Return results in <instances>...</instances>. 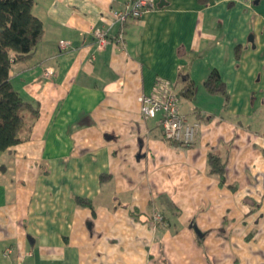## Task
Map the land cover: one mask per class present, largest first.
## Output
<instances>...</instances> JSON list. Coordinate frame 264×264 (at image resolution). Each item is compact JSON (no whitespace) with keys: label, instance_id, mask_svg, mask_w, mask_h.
Returning a JSON list of instances; mask_svg holds the SVG:
<instances>
[{"label":"crops","instance_id":"0c3cea01","mask_svg":"<svg viewBox=\"0 0 264 264\" xmlns=\"http://www.w3.org/2000/svg\"><path fill=\"white\" fill-rule=\"evenodd\" d=\"M123 3L34 0L44 35L10 75L39 115L0 152V264H264V0H155L115 43ZM162 83L191 146L142 118Z\"/></svg>","mask_w":264,"mask_h":264},{"label":"trees","instance_id":"16d2710c","mask_svg":"<svg viewBox=\"0 0 264 264\" xmlns=\"http://www.w3.org/2000/svg\"><path fill=\"white\" fill-rule=\"evenodd\" d=\"M33 7L34 0H0V152L24 142L22 133L29 123L27 113L31 121L39 115L38 109L16 91L10 75L13 64L32 59L43 38L44 25ZM204 86L209 93L221 94L229 101L227 86L217 70L209 73ZM211 163L213 172L223 182L224 166L213 157Z\"/></svg>","mask_w":264,"mask_h":264},{"label":"built area","instance_id":"2783aa9c","mask_svg":"<svg viewBox=\"0 0 264 264\" xmlns=\"http://www.w3.org/2000/svg\"><path fill=\"white\" fill-rule=\"evenodd\" d=\"M155 7V0H124L122 10H112L110 14L113 22L120 25V32L114 42L122 43L124 41L123 28L130 20L141 18L155 10ZM108 33L109 29L98 28L94 31L95 45L98 51L112 41ZM59 46L61 50H66L70 47V44L66 41H60ZM51 74L52 70L48 68L45 75L49 77ZM139 102L144 120L153 119L160 115V124L166 140L183 146H191L194 143L199 124L189 122L181 114L180 100L172 87L165 83L159 84L153 95L140 96ZM152 219L154 223L163 222V217L159 213H155ZM10 252L9 248L5 251L6 254Z\"/></svg>","mask_w":264,"mask_h":264},{"label":"rangeland","instance_id":"374dc122","mask_svg":"<svg viewBox=\"0 0 264 264\" xmlns=\"http://www.w3.org/2000/svg\"><path fill=\"white\" fill-rule=\"evenodd\" d=\"M248 40H251V35L248 37ZM258 217H260V215H258ZM258 217L255 219V221L258 219ZM262 218V216H261Z\"/></svg>","mask_w":264,"mask_h":264}]
</instances>
